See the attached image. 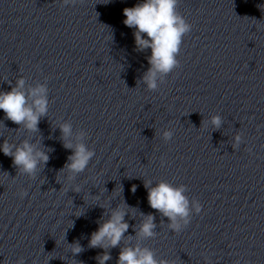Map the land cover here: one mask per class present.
I'll list each match as a JSON object with an SVG mask.
<instances>
[{
    "label": "clouds",
    "instance_id": "1",
    "mask_svg": "<svg viewBox=\"0 0 264 264\" xmlns=\"http://www.w3.org/2000/svg\"><path fill=\"white\" fill-rule=\"evenodd\" d=\"M76 2L77 0H63L64 5ZM178 3L179 0H141L133 7L123 9V15L126 17L123 23L135 30L133 35L137 50H151V55L147 57L150 67L142 76V82L149 91L157 90L163 77L179 67L177 57L183 37L191 31V24L178 11ZM258 7L264 11V5ZM25 85L26 81L21 76L16 79L10 91L0 92V110L4 112L5 119L19 125V129L39 132L40 119L48 113V89L44 84L27 89ZM210 123L214 128H220L222 119L219 115L212 116ZM59 127L62 139L65 140L64 147L72 151L64 167L69 173L68 179L72 180L85 171L95 152L82 142L83 133L76 138L75 144L68 139L72 135L71 124L63 123ZM172 137L171 130L162 133L165 141H170ZM241 142L242 137L236 135L234 146L238 147ZM0 151L12 158L18 172L31 178H35L41 165L47 164L49 160L48 151L42 145L27 139L19 143H9L6 139L0 144ZM144 186L147 189L149 206L168 219L169 228L174 232H180L190 223L193 212L199 214L202 210L199 201L190 200L185 194L188 190L186 185L175 186L162 180L155 185L149 182ZM75 191L79 192V189ZM131 191L135 193V185ZM18 194L23 199L27 192L21 190ZM127 214L129 213L118 205L108 213L107 219L98 221L97 230L91 233L89 247L105 250L97 257L98 264H106L111 260L108 250L121 246L125 240L128 243L120 247L117 264H171V261L166 259L158 260L149 247L131 243L134 238L143 240L156 236L155 216L151 213H141L143 219L136 231V237H126L129 224L124 218ZM72 246L73 254H79L83 250L78 242ZM17 264H24L23 258L19 259Z\"/></svg>",
    "mask_w": 264,
    "mask_h": 264
}]
</instances>
